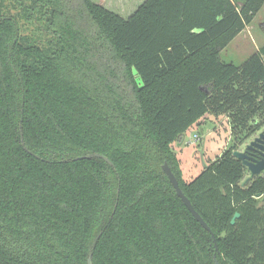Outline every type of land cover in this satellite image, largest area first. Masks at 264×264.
I'll use <instances>...</instances> for the list:
<instances>
[{
  "label": "trees",
  "instance_id": "obj_1",
  "mask_svg": "<svg viewBox=\"0 0 264 264\" xmlns=\"http://www.w3.org/2000/svg\"><path fill=\"white\" fill-rule=\"evenodd\" d=\"M72 1L0 0V264H264V175L242 185L233 145L185 181L172 148L206 114L264 125V44L220 56L264 0H144L126 18L76 0L92 37Z\"/></svg>",
  "mask_w": 264,
  "mask_h": 264
},
{
  "label": "rangeland",
  "instance_id": "obj_2",
  "mask_svg": "<svg viewBox=\"0 0 264 264\" xmlns=\"http://www.w3.org/2000/svg\"><path fill=\"white\" fill-rule=\"evenodd\" d=\"M95 3L115 11L121 17H128L144 0H92ZM242 0H237L240 2ZM79 28L87 34L88 37L95 35L94 26L91 24L88 14L83 8L82 3L76 0L72 1L68 12ZM264 44V5L254 16L248 27L237 37L234 38L224 49L220 56L225 63H234L241 65L253 52ZM91 59L101 71L103 68L115 70L116 63L110 56V52L103 47L97 50L94 48L91 52ZM117 70V69H116ZM115 70V71H116ZM104 72V71H101ZM107 73V72H106ZM119 75V87L122 93L128 98L133 99V92L117 70ZM112 80V74H106ZM117 80V79H116ZM261 117L257 116L255 124ZM246 130L237 128L232 124L228 113L214 115L206 114L202 120L193 124L182 135L180 141L172 144V148L179 159L182 177L185 181L195 178L202 170L204 165L218 158L225 149L236 146V149L251 139L252 135L246 137ZM196 136V137H195ZM240 141H242L240 143ZM235 149V150H236ZM248 173L245 172V178Z\"/></svg>",
  "mask_w": 264,
  "mask_h": 264
},
{
  "label": "water",
  "instance_id": "obj_3",
  "mask_svg": "<svg viewBox=\"0 0 264 264\" xmlns=\"http://www.w3.org/2000/svg\"><path fill=\"white\" fill-rule=\"evenodd\" d=\"M262 137H264V129H262L256 136H254L250 141H248L246 143L244 150L236 149V150H233V152H232V155L236 159L240 160L241 164L246 168V171H248V173H249V175L242 182V185H245L252 178H254L255 176L261 175L264 172V147H259L257 145V142L261 141ZM247 149L257 150V152H259L263 158L259 161H254V159L252 157H250L249 155L246 154L245 151ZM97 156L104 158L108 163H110V161L106 157L99 155V154ZM162 169H163L164 173L166 174L168 180L172 184L177 196L181 199V201L184 203V205L187 207V209L191 212V214L196 219V221L205 230L211 232L209 226L202 219V217L199 215V213L194 209L190 200L182 192L180 185H179V182H178L177 178L175 177L174 173L172 172V170L170 169V167L168 166V164L164 163L162 165ZM238 217H239V214L235 213L231 219V223L233 224L235 222V219ZM211 236L215 242L214 234L211 233ZM215 247L217 248L216 244H215ZM87 264H92L91 255L88 256ZM216 264H218V263L216 262Z\"/></svg>",
  "mask_w": 264,
  "mask_h": 264
},
{
  "label": "flooded vegetation",
  "instance_id": "obj_4",
  "mask_svg": "<svg viewBox=\"0 0 264 264\" xmlns=\"http://www.w3.org/2000/svg\"><path fill=\"white\" fill-rule=\"evenodd\" d=\"M262 129H264V125L261 126L257 131H255V132L252 134L251 139H252L254 136H256V135H257ZM251 139H249L248 141H250ZM246 143H247V142H246ZM246 143H244V144L242 145V147L240 148V150H244ZM257 145H258L259 147H264V137L261 138V141L257 142ZM259 147H258V148H259ZM245 152H246L247 155H249L250 157H252V158L254 159V161H259V160H261V159L263 158L262 155H260V153L257 152V150H255V149H254V150L247 149ZM245 169H246V168H245ZM246 172L248 173V171H246ZM248 175H249V173H248ZM261 175H264V172H263Z\"/></svg>",
  "mask_w": 264,
  "mask_h": 264
},
{
  "label": "crops",
  "instance_id": "obj_5",
  "mask_svg": "<svg viewBox=\"0 0 264 264\" xmlns=\"http://www.w3.org/2000/svg\"><path fill=\"white\" fill-rule=\"evenodd\" d=\"M102 5V4H101ZM264 5V4H263ZM105 7V6H104ZM263 7V6H262ZM107 8V7H106ZM109 9V8H108ZM115 12V11H114ZM248 26H246L236 37H235V39L237 38V37H239V35L247 28Z\"/></svg>",
  "mask_w": 264,
  "mask_h": 264
},
{
  "label": "built area",
  "instance_id": "obj_6",
  "mask_svg": "<svg viewBox=\"0 0 264 264\" xmlns=\"http://www.w3.org/2000/svg\"><path fill=\"white\" fill-rule=\"evenodd\" d=\"M196 137V136H195Z\"/></svg>",
  "mask_w": 264,
  "mask_h": 264
}]
</instances>
